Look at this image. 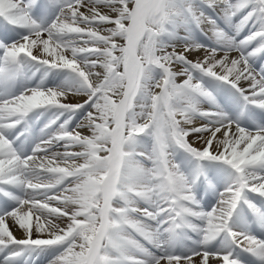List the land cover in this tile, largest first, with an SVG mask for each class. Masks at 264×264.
I'll return each instance as SVG.
<instances>
[{"label":"snow or ice","instance_id":"snow-or-ice-1","mask_svg":"<svg viewBox=\"0 0 264 264\" xmlns=\"http://www.w3.org/2000/svg\"><path fill=\"white\" fill-rule=\"evenodd\" d=\"M0 264H264V0H0Z\"/></svg>","mask_w":264,"mask_h":264}]
</instances>
